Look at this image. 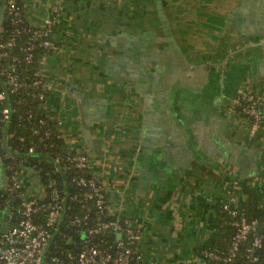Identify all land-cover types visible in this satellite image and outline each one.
Instances as JSON below:
<instances>
[{"label": "crops", "instance_id": "0c3cea01", "mask_svg": "<svg viewBox=\"0 0 264 264\" xmlns=\"http://www.w3.org/2000/svg\"><path fill=\"white\" fill-rule=\"evenodd\" d=\"M53 8L43 114L88 156L108 211L140 226L146 262L209 264L219 204L244 200L241 185L264 197V128L232 107L248 94L264 110V0H23L31 26Z\"/></svg>", "mask_w": 264, "mask_h": 264}, {"label": "built area", "instance_id": "2783aa9c", "mask_svg": "<svg viewBox=\"0 0 264 264\" xmlns=\"http://www.w3.org/2000/svg\"><path fill=\"white\" fill-rule=\"evenodd\" d=\"M4 10L10 17V24L15 26L14 36L24 32V27L20 26L21 13L15 0H4ZM51 13L53 16L43 19L40 26L31 30L26 46L19 48L25 53L26 64L31 63L35 46L57 50L52 39L53 29L57 24V9L53 8ZM15 46L14 38L0 45V78L3 79L4 93H14L26 87L17 74L2 66L3 59L8 57L7 50ZM12 62H16V58ZM28 88L33 90L32 96L44 108L48 97V84L37 79ZM4 93H0V101L5 100ZM232 107L250 121L253 130L264 128V110L259 97L240 94L232 100ZM9 121L10 111L4 108L0 116V127L4 126V131ZM44 125L45 121L39 120V127L32 128V134L38 135L40 127ZM57 128L60 134L59 124ZM42 136L40 143L48 138V130ZM43 150H46L45 146ZM27 154L36 155L35 147H29ZM52 162L59 173L71 170L82 172L90 168V159L81 152L65 157L63 163L59 156ZM22 176L12 175L6 178L4 190L18 194L20 203L8 211L6 220L11 223V229L0 236V264H152L144 260L139 249L142 238L140 226L131 218L108 211L104 186L95 176L73 180L77 186L85 189L80 196L75 194L70 197L79 202L82 214L73 216L66 228L73 229L79 241L65 236L64 243L71 248L59 255H52L50 247L63 225L66 215L65 199L68 196H61L51 181L46 186L40 184L38 192L19 193L20 185L23 184ZM46 189H49L48 196ZM237 207L238 200L234 195H229L219 204L221 211L228 216L225 224L231 228L232 234L226 242L225 251L210 247L200 251V256L211 264H235L241 247H244L245 258L249 264L258 261L256 251L264 245V228L259 230L257 222L247 221L239 214Z\"/></svg>", "mask_w": 264, "mask_h": 264}, {"label": "trees", "instance_id": "16d2710c", "mask_svg": "<svg viewBox=\"0 0 264 264\" xmlns=\"http://www.w3.org/2000/svg\"><path fill=\"white\" fill-rule=\"evenodd\" d=\"M16 7L20 11V26H23L25 31L19 35L14 36L15 26L10 24L9 18L5 12L6 24L0 34V45L6 41L14 38L16 46L7 50L8 57L3 59L2 66L8 68L14 74H17L19 80L25 84V88L18 91L5 92L3 86V79L0 78V93L5 94V100L0 101V116L4 108L10 111V121L7 125V130L4 131V126L0 127V162H2L6 168V178L9 176H22L24 170L27 168H35L37 171H41L38 176L39 183L46 186L47 182L51 181L53 187L57 192L63 196L67 195L65 199L66 215L63 225L59 228L58 235L53 239V244L50 247L52 255H59L71 248L68 244L64 243L65 236H70L77 240L73 229L66 228L69 220L75 216L82 214V209L79 202L70 199L73 195L80 196L85 190L82 187L77 186L73 180L78 177L89 179L93 175L89 170L79 171L71 170L68 172H58L52 160L59 156L65 159L67 156H71L78 151L70 148L60 136L57 128V124L43 114L42 103L37 101L33 96V90L28 88L32 82L37 79H41L38 76V68L40 60L43 56L52 54V50H47L35 46L32 54L33 59L31 63L26 64L25 53L21 51L20 47H25L31 36V30L36 29V26L28 24L23 14V0H15ZM4 6V2H3ZM16 58V62H12V59ZM238 113V110H235ZM240 115V114H239ZM39 120H44L45 125L40 127V133L38 135L32 134V128L39 127ZM48 130L49 136L45 141L40 143L43 132ZM31 146L35 147L36 155H28L27 149ZM44 146L46 150H43ZM8 149L10 153L6 151ZM242 195L244 200L238 201V212L247 221L257 222L258 229L264 228V201L263 196L250 186L241 185ZM24 184L20 185L19 193L32 192ZM49 189H46V195ZM16 193L6 192L4 189L0 191V211H9L11 208L16 207L20 203V198ZM48 196V195H47ZM47 199H45L46 201ZM220 220L225 226L224 229H220V233L216 234L214 238L206 245L205 248H212V246L223 247L226 249V242L228 234H232V230L225 224L228 216L218 208ZM224 230L225 233H221ZM229 236V237H230ZM224 238V240H223ZM226 239V240H225ZM79 241V240H77ZM247 245V244H246ZM258 261L254 264H264V245L261 249L256 251ZM209 262L208 260L204 259ZM211 264V262H209ZM235 264H249L245 258L244 247L239 249Z\"/></svg>", "mask_w": 264, "mask_h": 264}, {"label": "water", "instance_id": "95a60500", "mask_svg": "<svg viewBox=\"0 0 264 264\" xmlns=\"http://www.w3.org/2000/svg\"><path fill=\"white\" fill-rule=\"evenodd\" d=\"M6 130H7V128H6ZM6 151H7L8 153H10V151H9L8 149H6ZM40 173H41V171H37V170H34V169H32V168H28V169L26 170V172H25V178H24L23 181H22L23 184H24L25 186H28V185H29V183H28L29 178H30L32 175H38V174H40ZM10 229H11V223H9V222H2V223L0 224V236L7 234V233L9 232Z\"/></svg>", "mask_w": 264, "mask_h": 264}]
</instances>
